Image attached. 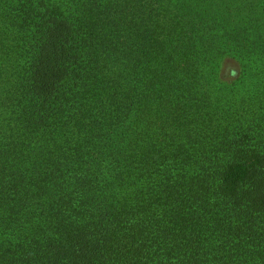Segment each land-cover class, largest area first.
Segmentation results:
<instances>
[{"label": "trees", "instance_id": "trees-1", "mask_svg": "<svg viewBox=\"0 0 264 264\" xmlns=\"http://www.w3.org/2000/svg\"><path fill=\"white\" fill-rule=\"evenodd\" d=\"M0 264H264V0H0Z\"/></svg>", "mask_w": 264, "mask_h": 264}]
</instances>
